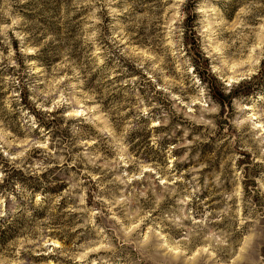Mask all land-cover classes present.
<instances>
[{
    "label": "rangeland",
    "instance_id": "1",
    "mask_svg": "<svg viewBox=\"0 0 264 264\" xmlns=\"http://www.w3.org/2000/svg\"><path fill=\"white\" fill-rule=\"evenodd\" d=\"M0 264H264V0H0Z\"/></svg>",
    "mask_w": 264,
    "mask_h": 264
}]
</instances>
